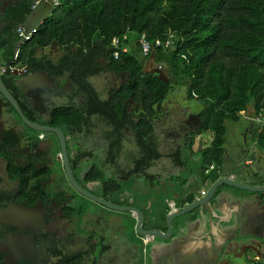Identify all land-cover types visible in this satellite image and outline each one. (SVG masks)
Listing matches in <instances>:
<instances>
[{
    "label": "crops",
    "instance_id": "obj_1",
    "mask_svg": "<svg viewBox=\"0 0 264 264\" xmlns=\"http://www.w3.org/2000/svg\"><path fill=\"white\" fill-rule=\"evenodd\" d=\"M17 1L7 0V4ZM54 1L43 0L36 8H33L32 4L33 16L31 13L23 26L27 30L36 29L56 7ZM41 5L44 7L43 11H49V14L35 19V12ZM37 53L39 56L53 57V61H56L63 51L57 43H52L45 49H38ZM142 59L147 70L159 68L152 60L144 56ZM23 67L26 66L20 68ZM67 77L68 74L61 77V85ZM100 79H106L110 84L102 88ZM126 80L124 73L111 70L90 77L102 99H109L111 91L119 88ZM25 87L24 84L19 92L31 114L38 121L47 120V114L45 118L41 114L43 108L44 111L49 108L50 101L43 96L41 105L37 108L36 90L31 92V96H27ZM74 87L78 89L77 86ZM181 88L179 96L163 101V113L160 118L154 120V137L161 156L144 170L134 169V161L139 156V146L131 126L127 125L124 129L121 149H116L110 154L113 144L109 134L111 125L104 116H92L89 125H83V130L66 124L60 125L67 135L71 165L77 181L119 206L139 208L145 216L143 226L156 228L164 234L169 228V213L194 203L220 178H229L241 185L264 187V124L252 119L263 109L257 111L252 104L242 110L236 118L226 120L222 162L207 172L210 164H206L203 150L210 146L214 136L211 129L203 128L207 118V106L204 100L189 97L187 84L181 85ZM73 94L64 92L56 95L52 98L56 101L53 105L57 108L81 106L78 94ZM134 106L131 102L129 108ZM9 130L21 134L20 143L17 145V148H20L9 153L12 161V155L22 159L30 154L51 151L54 161L58 164H0L2 183L8 190H17L22 187V180L16 174L13 176L10 166L13 169L32 167L42 174L40 184L46 202L54 198L56 192L65 193L69 199L63 205L65 218L59 226L55 224L52 231L44 232L41 238L48 239L54 229H59L51 249L54 252H80L82 259L76 264H264V190L255 191L221 182L208 205H196L173 220L170 237L158 235L145 242L144 235L136 231L137 215L133 211L110 208L93 199L88 200L87 196L72 187L65 173L60 142L55 133L30 128L4 103L0 113V134L3 135L1 140ZM176 152H179L178 158ZM85 154L89 155L88 159H80V156ZM2 160L4 161V158L0 157V162ZM85 160L88 162L82 164ZM93 168L102 177L87 179ZM7 171L10 176H7ZM31 180L33 184L38 180V176L31 177ZM108 180L110 188L106 186ZM45 206L48 207L47 216L49 214L51 217L56 203ZM21 213L23 214V211L20 207H14L9 212L0 210V227L9 224L11 217L20 222L34 224V219L21 217ZM255 213L260 215L258 220L251 219ZM68 221L71 223L63 230V223ZM22 230L19 235L14 234L7 239L0 238V245H10L19 257L20 251L24 257L29 255V247L34 248V244L40 239L34 238L36 235L27 227ZM40 250H36L33 256L35 264H44L41 259L43 250ZM14 263L20 264V261L15 260Z\"/></svg>",
    "mask_w": 264,
    "mask_h": 264
},
{
    "label": "trees",
    "instance_id": "obj_2",
    "mask_svg": "<svg viewBox=\"0 0 264 264\" xmlns=\"http://www.w3.org/2000/svg\"><path fill=\"white\" fill-rule=\"evenodd\" d=\"M5 1L0 0V5ZM33 1L9 2L0 10V64L9 68L1 74L2 81L33 119L11 68L26 66L29 71L44 68L52 74H68L87 102L56 108L48 123L83 130L92 115H103L113 126L110 136L117 151L122 147L124 129L131 126L139 146L135 170H144L161 156L154 120L161 117L162 103L175 85L187 84L189 97H198L207 106L203 128L211 129L214 136L203 150L206 164L222 162L227 119L236 118L252 104L257 111L264 109V0H61L36 29H30L34 30L32 38L19 47L17 28L32 13ZM142 34L150 41L171 38L172 43L154 46L145 55L139 41ZM114 37L122 40L118 48L112 44ZM52 43L63 51L56 61L37 53ZM142 56L159 68L147 70ZM105 70L124 73L127 78L111 91L109 99H102L90 81ZM156 70L164 72L168 80ZM131 102L135 104L132 109ZM20 140L19 132L7 131L0 139V155L9 158V148ZM31 168L10 166L13 176L22 180L23 191L29 185L32 189L31 177L41 174ZM100 176L93 168L87 179ZM106 186L110 188L109 180ZM80 256L65 255L58 264H76Z\"/></svg>",
    "mask_w": 264,
    "mask_h": 264
},
{
    "label": "flooded vegetation",
    "instance_id": "obj_3",
    "mask_svg": "<svg viewBox=\"0 0 264 264\" xmlns=\"http://www.w3.org/2000/svg\"><path fill=\"white\" fill-rule=\"evenodd\" d=\"M49 58L53 60V57H49ZM12 68H11V72L14 69L15 70L16 69H22V70H24L25 74L33 72V71H29V69L27 67L20 68V67L16 66V67H12ZM8 69H9L8 67H2L1 68V74L3 72L7 71ZM46 71H48V70H46ZM49 73L51 74V76L54 77V80L51 83L45 82V84H43L41 86L45 89V92L42 93L40 91L41 89H38V90H36L35 96L37 97V100H36V104H38L37 108H38V106L41 105V99L43 98V96H45L44 98H46L48 101H50L49 108H46L45 111L43 108V112L41 114V116L44 118L46 116L45 114H47L48 119L47 120L44 119V121L39 120V122L51 125L48 122L50 120H52L53 112L57 108L56 106L53 105L54 104L53 102H56V101L52 100V98H55L56 95H58V94L60 95L62 93V91L60 89H57L55 87H57V83H59V84L61 83V77L64 74L63 75H57V74H52L51 72H49ZM18 77H19V75L16 76V81H17ZM68 78L69 77H67L66 80H63L64 82H62V84L65 87V90H63V92H66L69 94L71 92H70V88L67 87ZM69 79H71V78H69ZM16 85H17V83H16ZM17 87L19 88V90L21 89L18 85H17ZM52 89H55V90H52ZM73 89H74V91L76 90V92L73 91V93H74L73 95L76 96L77 94H80L78 92V89H76L74 87V85H73ZM79 99L81 100L79 102V105L83 106L86 104L87 98L86 99L79 98ZM0 100H2V105L0 106V108L1 107L3 108V104L5 102L4 98L2 97ZM65 105H69V104H65ZM58 106H60V105H58ZM94 115H100V114H94ZM94 115H92V116H94ZM100 116H103V115H100ZM33 119L36 120V118H34V117H33ZM36 121H38V120H36ZM89 122H90V120H89ZM52 126H56V125H52ZM112 128H113V126L111 125V129L109 130L110 132H111ZM110 132H109V134H110ZM17 145L9 148L8 152L10 153V152H12V150H16V149L20 148V146L17 148ZM113 151H114V149L112 148V145H111L110 154H112ZM40 153L41 154H38V153L30 154V156H28L26 158H22V159L16 158L12 155L13 161L6 156L0 155V157L4 158V161L2 160V162H0V164H58L57 162L54 161L55 160L54 155L51 154V151L45 152V153L40 152ZM88 156L89 155L85 154L83 156H80V159L85 158V157H87L86 159H88ZM87 162L88 161L85 160V161H83L82 164H86ZM7 174H8L7 176H10L9 171H7ZM0 178H1V182H0V210L4 211V212H9L14 207H17V208L20 207L21 210L23 211V214L21 213V217L25 216L24 218H29V219L35 220L34 224L31 225V224L26 223V222L24 223V222H20L18 220H14L11 217L9 219V221H11L9 224H5L4 226L0 227V238L7 239L11 235H14V234L19 235L21 232H23L22 229L23 228L25 229L26 227L29 231L33 232V234L36 235L34 238H36V239L40 238L36 242L37 244L36 245L34 244V248H31V246L29 247L31 253L29 255L25 256L26 259L23 256V253L21 251L19 252L21 254V257H19L18 255H16L14 253V249L10 245H7L5 243L1 244L0 245V264H15L14 263L15 260L20 261V264H35L34 263L35 261H33L32 259H33V256L35 255L36 250L38 252V251H41L40 249L43 250L42 255H41V259H42L44 264H58L60 262V259L63 258L65 255H74L76 257L77 256L79 257L81 255L80 252H73V251H69V252L63 251L64 253H62V254H59L56 251L54 252L51 249V245H54L52 243V241H50L49 238L48 239L47 238H45V239L41 238L42 234L44 232L52 231L53 226L56 224V221H55L56 218L59 219V222L63 221V218H65L64 217L65 212L63 210L64 209L63 205H65L67 203V201H69L68 197L65 196V193L56 192V193H54V196H53L54 198L49 200V202H46V197L44 195V191L41 190V184H40L42 181V178H43L42 174H40L38 176L39 181L38 180L35 181V182H38L39 184L37 185L35 182H33V184H31L32 189L29 188L30 187V185H29V187L25 191L22 190V187L18 188L17 190L6 189L5 184L2 183V181H3L2 177H0ZM49 196L50 195H48V197ZM54 203H56V206H54V208H53V213H52L51 217L49 216V214L47 216L46 213H48V210H47L48 207L46 208L45 205L48 204L51 206V204H54ZM15 215H17V214H15ZM38 242H39V244H38Z\"/></svg>",
    "mask_w": 264,
    "mask_h": 264
},
{
    "label": "water",
    "instance_id": "obj_4",
    "mask_svg": "<svg viewBox=\"0 0 264 264\" xmlns=\"http://www.w3.org/2000/svg\"><path fill=\"white\" fill-rule=\"evenodd\" d=\"M7 5V1H5L2 5H0V10H4L5 7ZM1 64H0V99L3 97L5 99H7L11 105L15 108V110L17 111L19 117L21 118V120L23 121L24 124H26L27 126H29L30 128L36 129V130H40V131H50L53 132L57 135L59 142H60V148H61V158H62V162L64 164V168H65V173L66 176L70 182V184L72 185V187L77 190L78 192H80L81 194L95 200L96 202H99L101 204H104L110 208H123V209H128L131 211H135L136 215H137V224H136V231L139 234H152L154 236H162L164 238H168L171 235L172 232V226H173V220L182 214H185L186 212L190 211L191 209H193L196 205H200V204H209L210 203V199L212 198L214 192L216 191V188L218 186V184H220L221 182H225V183H229V184H233L235 186H239L241 188H248L250 190H255V191H260V190H264V187H261L259 185H250V184H239L236 181L233 180H229V178H220L209 190L208 192L203 195L201 198L197 199L194 203H192L191 205H189L186 208L180 209V210H176V211H172L169 213L168 218H167V222L169 225V228L167 230V233H162L160 232V230L156 229V228H145L143 226V222H144V213L137 207L134 206H119L97 194H95L94 192H92L90 189L84 187L82 184H80L76 177L74 176L73 173V169H72V165H71V160H70V155H69V149H68V143H67V136L64 132V130L59 127V126H52L49 124H45V123H41L39 121H36L34 119L29 118L24 109L22 108L19 100L17 99V97L12 93V91L7 87V85L2 81V77H1ZM157 73L159 74L160 77L162 78H166V80H168V78L166 77V75L164 74V72L160 71V70H156ZM14 75H19V77L17 78V85L22 88L23 85L25 84L26 87L24 89L25 94H27V96H31V92L35 89H41L40 91L43 93L45 92V89L42 86L43 84H45V82H52L54 80V77L51 76V74L46 71L45 69L41 68L38 70H35L33 72L30 73H24V70L22 69H14L13 71ZM39 83V84H38ZM36 87H40V88H36ZM67 87L70 88V92L73 94V83L71 81V79L68 78V82H67ZM57 89H60L63 92V90H65V87L60 85L59 83H57V87H55ZM51 90V89H50ZM55 90V89H52ZM79 98L81 99H86L85 94H78ZM2 112V107L0 108V113ZM0 137L2 138L3 135L0 134ZM259 213H255L251 216V219H256L258 220L260 218V215H258ZM72 220H74L72 218ZM56 226L60 225L59 219L56 218ZM71 223V221L66 222L65 224L63 223V230H65V226H69V224ZM68 229V227L66 228ZM59 232V229L56 231V229H54L53 232L50 233L49 236V240L52 239L53 240L56 238L55 234H57ZM60 236V235H59ZM250 242V241H248ZM85 257H89V256H85Z\"/></svg>",
    "mask_w": 264,
    "mask_h": 264
},
{
    "label": "built area",
    "instance_id": "obj_5",
    "mask_svg": "<svg viewBox=\"0 0 264 264\" xmlns=\"http://www.w3.org/2000/svg\"><path fill=\"white\" fill-rule=\"evenodd\" d=\"M43 0H35L33 3V8H36ZM55 5H58L60 3V1L55 0L54 1ZM17 32L19 34V36L21 37V41L19 43V47L21 46V43H23L24 41L30 40L33 36L34 30H27L24 26H20L17 28ZM124 39L127 38V35H124L123 37ZM121 38L120 37H114L113 39V46L115 48L120 47L121 45ZM140 43H141V47H142V51L143 54L148 55L149 52H151V50L154 48V46H159V45H165V46H169L172 43L171 38H168L166 41H163L160 38H157L155 41H150L145 34H142V36L139 39ZM123 50L126 51L127 47L126 45L123 47ZM119 50L115 51V56L118 57L119 56ZM19 55V49L16 51V57H18ZM13 69V68H12ZM252 119L258 123L264 124V109L260 112H258L257 114H255V116L252 117ZM217 166L215 163H211L210 166L207 168V172H210L211 170L215 169ZM134 214H136L135 211H133ZM155 236L152 234H145L144 235V241L145 242H149L150 240L154 239Z\"/></svg>",
    "mask_w": 264,
    "mask_h": 264
},
{
    "label": "rangeland",
    "instance_id": "obj_6",
    "mask_svg": "<svg viewBox=\"0 0 264 264\" xmlns=\"http://www.w3.org/2000/svg\"><path fill=\"white\" fill-rule=\"evenodd\" d=\"M43 9H44V7H43V5H41L39 8H38V10H36V12H35V15H36V18L35 19H40V18H38V17H42V15H47V14H49V11H43ZM43 11V12H42ZM32 16H33V13H32ZM32 16H30L31 18H32ZM99 84L101 85V87L102 88H106L110 83L108 82V81H106V79H100L99 80ZM182 91V88H181V85H180V87L179 86H177V85H175L174 86V89L173 90H171V92L168 94V96H167V98L166 99H170V98H172V97H175V96H179V92H181ZM183 97V96H182ZM189 106H192V105H189ZM88 198V200H90L89 199V197H87ZM85 200H87V199H85Z\"/></svg>",
    "mask_w": 264,
    "mask_h": 264
}]
</instances>
